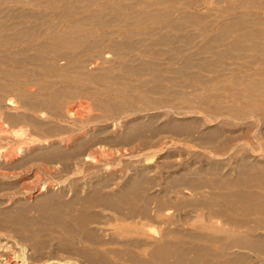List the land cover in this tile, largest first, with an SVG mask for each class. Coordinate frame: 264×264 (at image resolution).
<instances>
[{"label": "rangeland", "instance_id": "374dc122", "mask_svg": "<svg viewBox=\"0 0 264 264\" xmlns=\"http://www.w3.org/2000/svg\"><path fill=\"white\" fill-rule=\"evenodd\" d=\"M0 264H264V0H0Z\"/></svg>", "mask_w": 264, "mask_h": 264}, {"label": "bare ground", "instance_id": "6f19581e", "mask_svg": "<svg viewBox=\"0 0 264 264\" xmlns=\"http://www.w3.org/2000/svg\"><path fill=\"white\" fill-rule=\"evenodd\" d=\"M12 102V101H11ZM137 102V101H136ZM129 103V102H128ZM126 106V105H125ZM89 108V107H88ZM88 111L90 110V109H87ZM71 111L72 110H70V113H71ZM135 111H137V110H135ZM134 111V112H135ZM72 114V113H71ZM25 134H26V132L23 130V129H19V130H16V131H14V135H15V137H17V138H23V137H25ZM20 150V149H19ZM18 150V151H19ZM102 152V151H101ZM17 154V153H16Z\"/></svg>", "mask_w": 264, "mask_h": 264}]
</instances>
